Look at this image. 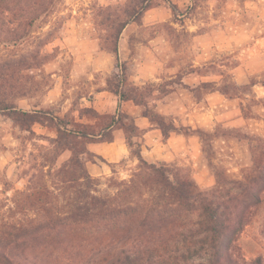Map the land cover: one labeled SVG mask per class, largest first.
Listing matches in <instances>:
<instances>
[{"label": "rangeland", "instance_id": "obj_1", "mask_svg": "<svg viewBox=\"0 0 264 264\" xmlns=\"http://www.w3.org/2000/svg\"><path fill=\"white\" fill-rule=\"evenodd\" d=\"M10 27L20 30L17 23ZM29 56L38 66L16 65ZM7 61L16 62L3 67ZM4 75L0 95L8 104L46 107L51 114L72 105L80 125L92 133L109 126L112 113L117 114L109 100L113 88L131 93L154 125L175 120L185 134L215 132L216 138L206 142L195 134L192 153L169 164L189 175L200 191L214 188L215 174L230 187L249 167L255 141L264 140V0H61L30 41L15 49L0 45V77ZM52 89L58 96L50 102ZM101 101L102 114L79 107ZM49 119H41L38 131L25 132L27 118L26 125L19 123L23 131L13 133L15 139L0 138V219L41 164L56 169L72 156L65 151L56 158L49 142L56 138V125ZM64 120L75 119L67 115ZM132 134L138 133L127 131ZM85 142L76 140L75 152ZM135 150L132 146L128 158L107 165L94 155L83 156L87 165L105 170L102 175L88 171L101 193L108 191L107 178L127 180L136 172ZM237 246L240 257L260 256L264 264V202Z\"/></svg>", "mask_w": 264, "mask_h": 264}, {"label": "trees", "instance_id": "obj_2", "mask_svg": "<svg viewBox=\"0 0 264 264\" xmlns=\"http://www.w3.org/2000/svg\"><path fill=\"white\" fill-rule=\"evenodd\" d=\"M60 2L0 0V45L15 49L30 41ZM13 23L19 31L10 27ZM113 52L119 63L115 44ZM16 65L30 69L38 63L29 56ZM111 92L119 102L136 103L129 92ZM14 108L0 95V114L17 125H26L28 118L25 132L49 117L56 125V138L49 141L58 152L56 158L64 151L72 156L56 169L45 170L47 165L41 164L25 190L11 199L7 217L0 219V264H263L260 256L249 261L240 257L237 241L264 202V140L257 139L251 147L242 179L226 187L215 174L214 188L200 191L181 169L144 161L131 140L134 134L127 136L136 129L122 123L126 117L118 114L111 124L117 121L125 129L129 147H136L138 167L127 180L107 178L108 191L101 193L83 156L88 155L87 143L110 139L106 130L111 124L92 133L75 122ZM156 125L164 136L176 130L172 121ZM189 132L202 142L216 138L215 132ZM78 139L86 142L75 152Z\"/></svg>", "mask_w": 264, "mask_h": 264}, {"label": "crops", "instance_id": "obj_3", "mask_svg": "<svg viewBox=\"0 0 264 264\" xmlns=\"http://www.w3.org/2000/svg\"><path fill=\"white\" fill-rule=\"evenodd\" d=\"M110 93L113 96L111 95L112 97L109 98V100H111L114 104V109L116 108L115 112L117 113L115 115L114 113H112V116L114 117V119H117L119 113L124 114V116L126 117L125 121L128 120L130 124L134 126L138 134H134L131 140L135 144V146L138 147L140 151V156L144 161L153 164L168 163L167 165H172L169 163L174 162L179 157H186L192 153V150L197 144V136L194 133H182L179 127L175 124V120H171L176 130L164 136L159 127L154 125L148 116H144L142 111L140 112L139 105H137L131 100L119 102L118 98L112 92ZM47 95L48 99H51L50 102L53 101L52 98L58 96L54 89L49 90ZM102 103V101L99 102V104L94 103L93 107H79L85 109L93 108L96 112L100 113V108L103 106ZM14 107L15 110H20L21 112H41L46 116L51 115L61 120H64L67 115H70V117H74L75 123L82 124L80 123L82 119L78 114V109H72V105H68L61 114H51L48 108L41 106H34L32 107V109H21L22 107L20 105ZM39 127H41L40 124L34 123L31 126V131L36 132L40 129ZM108 128L109 129H107L106 131H108L110 135L109 140L103 142L94 141L86 144V151L88 152V154L94 155L99 159L103 160L104 165L118 163L123 159L128 158L131 149L126 140V131L123 127L118 124L117 121L111 124ZM16 131H23V129H21L19 125L15 124L8 116L0 114V138L3 139V141L4 139H15V135L13 133H16ZM64 152H62L61 154H63ZM66 152H68L69 158L71 153L70 151ZM61 154L59 155L60 158L62 156ZM0 159H4L1 153ZM3 168H6V165H3ZM86 169L90 173L91 171L94 172L96 175H102L105 172L103 167H100L95 163L87 165L86 162Z\"/></svg>", "mask_w": 264, "mask_h": 264}]
</instances>
